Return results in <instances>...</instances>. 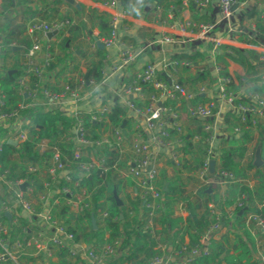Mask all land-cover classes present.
Wrapping results in <instances>:
<instances>
[{"label":"built area","instance_id":"2783aa9c","mask_svg":"<svg viewBox=\"0 0 264 264\" xmlns=\"http://www.w3.org/2000/svg\"><path fill=\"white\" fill-rule=\"evenodd\" d=\"M181 1L180 6L171 5L166 28L145 45H142L141 41L139 47L135 43L126 42L121 35V30L128 26L130 16L121 0H105L96 4L98 9L111 16V31L103 36L90 32L86 39L91 49L98 46V40L107 50L116 49L115 61L110 65L111 74H126L143 51L152 48L154 44L160 45L157 59L146 63L140 71L133 73L131 80L118 87L108 85L110 73L104 69V77L100 80L86 77L87 66L81 72L68 73L62 84H49L46 75L54 61L48 45L52 41L49 33L55 32L57 35L63 27L74 23L75 18L48 20L35 17L30 21L27 32L32 40V47L21 59L24 69L17 79L19 92L24 94L28 101L20 102L15 108H8L5 95L0 90V129L5 128V132L2 135L0 133V264H52L59 260L71 264H110L112 259L120 256L124 242L122 234L110 239L107 232L104 241L94 238L89 242L77 238L73 223L66 222L71 213L82 214L95 209L93 190L81 185L82 179L90 176L93 169H101L102 173H105L114 168L120 177L130 176L134 179L135 186L134 189L130 187V192L139 194L145 205L142 229L156 240V253L144 264H189L199 256H216L218 249L214 243L225 234L235 231L234 220L246 206L247 209L242 214L247 224L253 223L264 232V200L257 203L255 209H250L245 194H240L231 205H222L220 201L213 199L205 202L203 209L209 213L210 223L198 242L191 241L186 222L181 227L185 235L184 240L180 237L163 238L162 226L157 217L163 207L165 194L164 186L158 185L157 181L161 162L167 153L176 168L182 167L183 153L179 151V147L183 143L181 136L186 133L183 116L201 119L203 129L210 133L205 140L208 153L198 170L201 186L241 180L226 169L218 167L214 173L210 171V161L219 158L217 143L223 126L220 117L221 102L230 103L232 110L242 116V120H245V112L252 114L253 126L264 119V97L258 92H251L249 96L252 104L236 105L235 99L239 94L227 88L231 78L221 76L220 65L215 62L217 76L212 77L213 82L198 84L196 89L180 82L178 75L181 68L185 66L192 69L197 63L179 61L173 55L181 53L178 52L180 50L172 52L173 49L164 47L204 40L213 43L212 49L215 52L226 42L227 34L235 30L233 19L237 9L242 7L241 12H244L251 5L263 9L264 0ZM191 6L201 12L207 11L208 14L216 9V18L201 21L183 15ZM222 24L225 31L217 34L216 29ZM160 25L164 24L160 22ZM13 46H16L15 43ZM256 49L260 51V58L264 59V46H257ZM3 57L0 51V60ZM3 69L0 62V72ZM57 71L58 69L53 73L54 78ZM141 81L152 83L156 89L145 107L136 106L132 100L135 96L144 98ZM209 86L214 90V96L206 102L191 103L198 93H207ZM182 99L186 101L185 109ZM37 104L42 105L45 111L60 109L63 115L71 118V126L64 132L61 140L73 143V151L68 154L62 149V142L42 138L37 145L38 150L41 153L50 152V157L43 164L29 163L24 176L13 177V173L19 174L18 168L13 169L9 163L4 164L1 156L7 145L12 146V158L19 156V144L28 139L30 129L34 127L31 118L23 116L21 110ZM116 105H121L127 110L126 117L135 119L134 132L128 134L125 131V119L121 126L114 127L98 138L92 137L86 120L105 122ZM240 130V126H237L235 133ZM196 138L199 139L200 136L196 135ZM104 147L116 154L112 164L108 162L109 156L99 151ZM119 161H125L127 165L121 167ZM32 174L42 179L43 188L37 192L35 178L30 177ZM244 183L251 185L252 182L247 178ZM184 202L182 201L177 209L180 215L186 217L189 209L182 207ZM6 212L11 214L10 218ZM108 216L106 209L97 210V219L101 225H104ZM5 217L18 225L20 217L26 218L28 223L21 227L24 236L10 239V225ZM120 230L124 233L122 227ZM261 246L264 247V238L257 239V247ZM253 258L264 262V253L258 249ZM218 264L226 263L220 261Z\"/></svg>","mask_w":264,"mask_h":264},{"label":"trees","instance_id":"16d2710c","mask_svg":"<svg viewBox=\"0 0 264 264\" xmlns=\"http://www.w3.org/2000/svg\"><path fill=\"white\" fill-rule=\"evenodd\" d=\"M102 2L105 0H94ZM30 0H3L2 9L4 12L15 13V8L21 4H27ZM124 8L135 13L138 16H143L145 19L163 20L168 18V13L171 5L180 6L181 0H121ZM39 9H35L30 14V18L35 17L46 18L49 20L55 19L56 16L62 18H75V22L69 26L63 27L57 34L59 43L57 46L52 41L48 43L49 50L56 60V64L60 65L56 73V77L62 78L66 73L81 72L80 60L86 61L89 76L100 80L104 77V58L107 56V49L97 46L95 49H90L89 45L84 49L80 46V40L98 29L97 36L109 34L111 31V16L106 12L99 11L96 7H88L80 4L81 7H75L76 16L72 17L69 14L61 15L56 5L55 0H39ZM87 9V10H86ZM40 13L37 15V13ZM87 12V13H86ZM192 16L194 20H214L216 9L209 16L201 13L198 8L191 6ZM86 17L83 18V14ZM14 14L12 18L0 24V45L3 48L2 56H6L8 52H12L15 56L13 66L9 69H3L0 72V90L5 95L6 107L15 108L20 102H27L24 94L19 92V84L17 79L23 74V65L21 59L24 53L32 47V41L27 34V19L15 21ZM59 18V17H56ZM244 19H252L255 23V28L244 27L241 30L232 31V36L236 35L237 39L243 42L264 45V9H258L256 6L246 8L241 21ZM68 32V35L65 33ZM63 36V39L60 36ZM13 43L21 46L22 49L13 48ZM202 44L201 41L193 42L192 52L175 53L173 57L179 61L188 60L200 64L206 59L207 53L201 52L197 46ZM212 46V44L210 45ZM57 47V48H56ZM73 47L75 48L73 50ZM79 49L80 53H76ZM260 53L254 49L242 48L232 44H222L214 52V61L220 65V75L229 76L231 80L227 83V88L237 92L243 84H248V92L243 93L235 99V104H252L249 96L251 92H258L264 97V82L261 78V69H264V59L260 58ZM239 63L245 68V73L238 74L236 77L239 80L237 84L234 81L232 74L229 71V61ZM55 65L52 63L51 68ZM72 71V72H71ZM161 77H163L161 75ZM179 81L189 86L191 89H196V85L204 84L205 81L214 79L211 76V69L209 65L200 64L198 71L193 74L189 67H182L178 75ZM244 79V80H243ZM59 80V79H58ZM131 80V77L125 79V82ZM143 88L144 98L135 96L132 98L135 105L138 107H145L150 101L151 94L156 90L152 83L140 82ZM206 96L203 93H198L191 103L197 104L199 102H206ZM168 103V102H166ZM186 101L182 99V106L185 109ZM23 116L31 118L34 127L30 129L27 140L21 142L18 147L19 156L11 157L12 146L7 145L4 154L1 156V161L4 164H10L13 169L18 168V173H13V177L24 176L29 163L43 164L48 159L51 153H41L38 150V143L42 138H49L52 142H62L64 132L71 126V118L63 115L60 109L45 111L42 105L27 106L21 110ZM127 110L121 106L116 105L108 114V119L105 122L86 120V126L90 128L92 137L98 138L103 133L112 130L114 127L121 126L124 120L127 122L123 128L130 134L134 132V123L132 117H126ZM242 116L234 110H230L224 115V122L226 124L225 131L228 136L222 140L219 146V168L232 171L237 178L249 177L250 171H253L252 178L253 185L245 184L241 181L228 183L225 193L222 195L215 192V184L209 183L201 186L198 189V199H191L189 206V214L186 217L176 215L175 212L182 201L190 200L191 195L186 193L183 186L182 171H198L207 156L208 145L206 138L210 135L202 126V120L199 118H192L199 122L197 129L188 130L182 135L184 145L181 147L183 152L182 167L177 168V173L174 177H169L165 173L162 174L164 178L157 181L158 185L164 186L168 182L167 188L164 189L165 198L163 200V207L158 212V221L162 226L163 238L180 237L184 240L185 235L182 233V225L186 222L190 239L193 243L199 241L200 236L206 231L209 223V213L203 209L205 202L209 199L220 201L222 205H231L240 194H245L246 199L250 205V209H255L254 204L256 200H264V119L258 121L256 126L252 125L253 115L245 112ZM240 126L239 133H235V128ZM259 134L258 142L252 150L250 157H247L249 152V143L254 138V131ZM5 132V128L0 129L1 135ZM200 136L196 141H192L194 134ZM62 149L68 154L73 151V143L62 142ZM257 148L261 151L263 164L261 166L255 165V152ZM99 151L109 156L108 162L112 164L116 154L109 151L106 147L99 149ZM127 163L119 161V166L124 167ZM34 177V175H30ZM76 178L77 175L75 174ZM36 191L43 188L42 179L35 176ZM64 180L61 179V182ZM61 184V183H60ZM81 185L87 186L88 189L93 190L92 197L95 205L93 211L85 213L74 214L71 213L66 219L69 224L73 223V228L76 231L77 238H82L86 241H93L95 238L98 241H104L105 235L109 232V238L114 239L119 235H123L124 242L121 248V254L115 259L111 260L110 264H144V262L156 253L154 246L156 240L150 234L142 229L145 215V205L143 199L139 194L125 193L126 199L122 205H118L114 198V189L120 195L125 192L126 188L132 187L134 189L135 181L132 177H120L119 173L110 168L107 172L102 173L101 169H93L90 176L84 177ZM209 188L211 190L209 191ZM134 192V191H133ZM106 209L109 216L105 219L104 225L97 219V210ZM67 211V210H66ZM92 214L97 219V227L92 223ZM5 220L10 225V239H15L17 236H24L21 227L28 223L26 218H19V225L11 223L5 217ZM72 226V225H71ZM235 231L233 233L225 234L219 241L214 243L217 247L218 253L214 257L199 256L189 264H218L224 261L226 264H264L260 259L253 258L256 250H261L264 253L263 247H257V239L264 238V232L255 227L253 223L247 224L243 214L237 215L234 220ZM120 227L123 228L124 233L121 232ZM52 264H71L65 260H59Z\"/></svg>","mask_w":264,"mask_h":264},{"label":"crops","instance_id":"0c3cea01","mask_svg":"<svg viewBox=\"0 0 264 264\" xmlns=\"http://www.w3.org/2000/svg\"><path fill=\"white\" fill-rule=\"evenodd\" d=\"M38 2H39V0L38 1L30 0V2H28L26 5L25 4H21L18 7H16L15 8V13H14L16 15V17L14 18V20L15 21H21L23 19H25V20L27 19V25H28L30 23V21L32 20L29 17L30 14L32 13L33 10L39 9V7H40ZM55 2H56V5L58 6V9H59V12H60L61 15L69 14L72 17L76 16V13H75V10H74L75 7H78L76 5V3H79V5L80 4H84L87 9L90 6L96 7V4L99 3V2L94 1V0H75L76 3H74V4L70 3L67 0H65V1L64 0H55ZM0 4H1V7H2L3 0H0ZM80 7H81V5L78 8H80ZM251 7H253V5H251ZM241 9H242V7L237 9V11L235 13V17L233 19L234 20V25H235V30H233L234 32L236 30H241L244 27H250V28H253V29L255 28L254 20H252V19H244L243 21H241V18H242L243 13H244V12H241ZM98 10L101 11L100 9H98ZM86 13L83 14V16H82L83 18L86 17ZM129 13H130L129 14L130 16H129V19H128V22H127L128 26H127V28H123L121 30V35H122V37L124 38V40L126 42L135 43V45H137V47H139L141 41H142V45H145V43H147V41L153 40L158 35V33L161 30H164L163 28H166L165 25L169 21L168 18L163 19V20H158V19H156V20L153 19L152 20V19H145L143 16H138L135 13L130 12V11H129ZM201 13L208 14L207 11L206 12L204 11V12H201ZM216 13H217V10H216ZM14 14H12L11 12L9 13L7 11L4 12V10L2 9V11H0V24L5 22V21H7L9 18H12ZM39 14L40 13L38 12L37 15H39ZM211 14H208V15L210 16ZM108 15H109V13H108ZM183 15L191 17L192 16L191 8L190 9H186L184 11ZM56 17L62 18L60 16H56ZM215 18H216V14L214 16V19ZM160 22H162L164 25H160ZM221 31H223V32L225 31L224 28H223V24L219 25L217 27L216 33L218 34ZM92 33L93 34H97L98 33V29L95 28ZM27 34H28V32H27ZM65 35H68V32H66ZM28 36H29V34H28ZM56 36L57 35H55V34L52 35V36H49V37H52L50 39L52 40V42L54 44H57L59 42V39H55ZM82 39L85 41V44L88 46L89 43H88V41L86 39V36H84ZM225 39H226L225 44H232V45L239 46V47H242V48L254 49L258 53H260V51H258L256 49V47L257 46H261V45H255V44H251V43L240 41V40L237 39L236 35L232 36L229 33V34H227ZM196 41H201V43H202V44L198 45L197 48L201 52L208 54L206 59L204 61L202 60L200 62V64L209 65V67L211 69V76L212 77H216L217 76V72H216L215 66H214V62H215L214 61V52H213V49H212L213 43L212 42H206L204 40H196ZM193 42L194 41H187V42H185L183 44H180V45L179 44H176V45L175 44L174 45H164V47L167 48V49L168 48L169 49H173L174 51H172V52L180 50L178 52H188L189 53V52L193 51ZM211 44H212V46H210ZM15 45L18 46L17 44H15ZM19 47L20 48H15L13 46L14 50L22 49L21 46H19ZM159 47H160L159 44H157V45L154 44L152 48H147L145 51H143L139 55V57L136 60V62L131 66L130 70H128L126 72V74H122L121 72H115V73L111 74L112 70L110 69V65H112V63H114V61H115L116 49L114 48V49H111V50H107L108 57L104 58L105 60H103L104 61V68L103 69L106 72L108 71V74L110 73V76L108 78V85L110 87H118V86L122 85L125 82V79H128V78L132 77L133 73L140 71L144 67V65L146 63H148L149 61L156 60L157 57L160 54L159 50H158ZM89 48H90V46H89ZM74 49L75 48L73 47V50ZM0 51L3 52L2 46H0ZM76 53L77 54L80 53V50L77 49ZM14 61H15V56L13 55L12 52H8L7 55L4 56L0 60L2 67L5 68V69L11 68L13 66ZM53 63H54L55 66L53 68H51L50 71L47 73L46 80H47V82L49 84L57 86L58 83L59 84L64 83L68 73H66L62 78H58V76L56 78H54L53 77V73L55 72L56 69H58V67H60V65L56 64V60H54ZM86 63L87 62L83 60L82 63L80 64V70L81 71H82V69L83 70L86 69V67H85V66H87ZM200 64H197L192 69H190V72L195 74L198 71V67H199ZM228 68H229V71H230V73L232 74V76L234 78V81L238 84L239 80L236 77V75H238V74H242L243 75L245 73V68L242 65H240L239 63L234 62L232 60L229 61ZM260 71H261L260 73H261V76H262V78H261L262 80L261 81L264 82V69H261ZM54 81H56V83H54ZM209 81L210 80L208 79V81H205V83H208ZM198 84L196 85V88L198 87ZM210 85H211V83H210ZM248 86H249L248 84H243L240 87V90L237 91L236 93H238L239 96H240L243 93L248 92V90H247ZM108 92H110V91H108ZM214 94H215L214 90L212 89L211 86H209L208 92L204 93V95L207 98L206 100H209L212 96H214ZM232 109H233V107H232V105L230 103L221 102L220 117H221V119L223 121V123H222L223 126H222V129H221L222 134H221L220 139H219V141L217 143L218 148H219L223 138L225 139L226 136H228L227 131H225L226 124L224 122V118L223 117H224L226 112H228V111H230ZM132 120H133V123H135V119H132ZM183 125H184V130H185L186 133L188 132V130H194V129H197L198 126H200L199 122L194 121L191 117H188L186 115L183 116ZM197 133L198 132H196L194 134L195 136L192 137V141L198 140L196 138ZM258 138H259V134L255 130L254 131V138L249 143V152L247 154V157H250V155L252 154V150H253L254 146L258 142ZM183 145H184V142L179 147V151H181V152H182L181 147ZM258 149L259 148H257V150ZM257 150H256V152H257ZM256 152H255V158H256ZM260 157H261V151H260ZM261 159H262V157H261ZM262 161H263V159H262ZM218 167H219V158L217 160H215V169H217ZM177 172L178 171H177L176 166L173 164V161L170 159V157H169V155L167 153L163 157V160H162L161 165H160L159 179L164 178L162 176L163 173H165L169 177H174ZM190 174L193 175V187H192V189L190 191H188V193L191 194V198H190V200H187V201L185 200V202L183 203V206H182V207L187 208V209H189V206L191 205V201H192L191 199H194V200L198 199V189L202 185L201 184L202 183L201 182V178L199 177L198 171H182L181 175H182V180H183V186L184 187L186 186L184 184L188 182L186 180V178H188L187 176H189ZM252 174H253V171H250L249 177L239 178V179H241L240 181L244 183L245 179L248 178L252 182L251 185H253L254 180L252 178ZM159 179H158V181H159ZM215 183H216L215 184V192L220 193V194L223 195L225 193V191H226L228 183H226V184L225 183H220V182H215ZM167 184H168V182H165L164 183V187ZM128 192H130V187L126 188V190H125V193H128ZM186 193H187V191H186ZM120 197L123 199L122 196H120ZM123 201H124V199H123ZM259 202H261V201L256 200V203L254 204V207ZM179 206H181V205L179 204ZM176 211H177V213L175 212V214L176 215H180L178 213V209ZM174 264H178V263H174Z\"/></svg>","mask_w":264,"mask_h":264},{"label":"water","instance_id":"95a60500","mask_svg":"<svg viewBox=\"0 0 264 264\" xmlns=\"http://www.w3.org/2000/svg\"><path fill=\"white\" fill-rule=\"evenodd\" d=\"M67 1H69V2L72 3V4L76 3L75 0H67ZM76 5H77L78 7L80 6L79 3H76ZM91 32H92V31H91ZM54 34H55V32H51V33H49V36H52V35H54ZM93 37H94V39L97 40V36H96V35H94ZM98 46L101 47V48H104V45H103L99 40H98ZM15 48H20V47H19V46H15ZM88 76H89V73L86 74V77H88ZM12 142H13V143H16V141H12ZM262 164H263V161H262V159H261V157H260V150L258 149L257 152H256L255 165H256V166H261ZM210 171H211V173H214V171H215V159H212V160L210 161ZM25 185H26V183L22 185V188H24ZM164 188L166 189V188H167V185H165ZM210 190H211V188H209V191H210ZM114 198H115V200H116V202H117L118 205H122V204H123V199H122V198L120 197V195L117 193L116 189H114ZM245 209H247V206L244 207L243 209H241V210L239 211V214H242V213L244 212ZM6 215H7V217H9V218L11 217V214L8 213V212H6ZM92 223H93V226L96 228V227H97V221H96V218H95L94 215H92Z\"/></svg>","mask_w":264,"mask_h":264},{"label":"rangeland","instance_id":"374dc122","mask_svg":"<svg viewBox=\"0 0 264 264\" xmlns=\"http://www.w3.org/2000/svg\"><path fill=\"white\" fill-rule=\"evenodd\" d=\"M60 38L61 39H63V36L61 35L60 36ZM55 39H57V37L55 38ZM54 39V40H55ZM59 43V42H58ZM58 43L57 44H54L55 46H57L58 45ZM80 46L81 47H83L84 49H87L86 47H87V45L85 44V41L83 40V39H81L80 40ZM82 60V59H81ZM80 60V64L82 63V61ZM6 66V65H5ZM72 72V71H71ZM188 178H186V180L188 181L187 183H185L184 185H186L184 188H185V190L187 191V193H188V191H190L191 189H192V187H193V175H189V176H187ZM191 195V194H190ZM120 196H122L123 197V199L125 200L126 199V197H125V192H123L122 193V195L120 194Z\"/></svg>","mask_w":264,"mask_h":264}]
</instances>
